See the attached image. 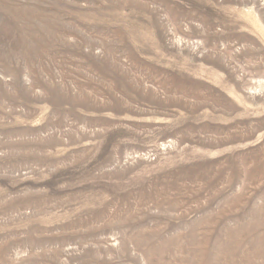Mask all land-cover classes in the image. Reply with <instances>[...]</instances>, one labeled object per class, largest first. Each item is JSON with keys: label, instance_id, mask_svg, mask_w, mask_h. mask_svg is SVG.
I'll list each match as a JSON object with an SVG mask.
<instances>
[{"label": "rangeland", "instance_id": "374dc122", "mask_svg": "<svg viewBox=\"0 0 264 264\" xmlns=\"http://www.w3.org/2000/svg\"><path fill=\"white\" fill-rule=\"evenodd\" d=\"M0 264H264V0H0Z\"/></svg>", "mask_w": 264, "mask_h": 264}]
</instances>
